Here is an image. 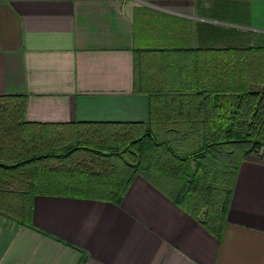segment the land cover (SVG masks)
<instances>
[{"label": "crops", "instance_id": "obj_1", "mask_svg": "<svg viewBox=\"0 0 264 264\" xmlns=\"http://www.w3.org/2000/svg\"><path fill=\"white\" fill-rule=\"evenodd\" d=\"M253 46L264 0H0V95L27 96L26 122L149 124L152 88L210 71L168 50ZM202 218L141 175L120 203L36 195L34 227L0 213V264H264V146L240 162L220 237Z\"/></svg>", "mask_w": 264, "mask_h": 264}, {"label": "trees", "instance_id": "obj_2", "mask_svg": "<svg viewBox=\"0 0 264 264\" xmlns=\"http://www.w3.org/2000/svg\"><path fill=\"white\" fill-rule=\"evenodd\" d=\"M175 51L210 71L152 88L149 124L26 122L27 96L0 95V213L34 227L36 195L120 203L141 175L220 237L240 162L264 146V46Z\"/></svg>", "mask_w": 264, "mask_h": 264}]
</instances>
